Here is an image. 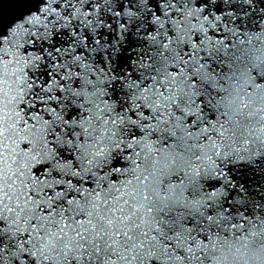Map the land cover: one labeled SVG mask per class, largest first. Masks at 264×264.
<instances>
[{
  "label": "snow or ice",
  "instance_id": "snow-or-ice-1",
  "mask_svg": "<svg viewBox=\"0 0 264 264\" xmlns=\"http://www.w3.org/2000/svg\"><path fill=\"white\" fill-rule=\"evenodd\" d=\"M0 264H264V0H0Z\"/></svg>",
  "mask_w": 264,
  "mask_h": 264
}]
</instances>
